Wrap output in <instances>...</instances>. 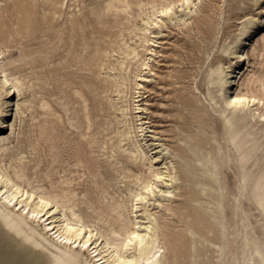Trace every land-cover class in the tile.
I'll use <instances>...</instances> for the list:
<instances>
[{
	"label": "bare ground",
	"instance_id": "obj_1",
	"mask_svg": "<svg viewBox=\"0 0 264 264\" xmlns=\"http://www.w3.org/2000/svg\"><path fill=\"white\" fill-rule=\"evenodd\" d=\"M260 1L105 0L106 11L137 8L121 16L133 43L101 27L100 12L87 32L73 20L59 43L61 29L37 33L45 17L33 16L30 0L0 7V264H264V31L262 10L252 9ZM231 18L236 27L219 33ZM168 22L189 37L198 69L169 74L186 83L166 134L147 124L144 92ZM97 36L106 45L82 54ZM22 37L53 43L50 58L20 48ZM60 56L80 70L97 57L103 73L67 81L62 132L50 94H39L60 66L38 69ZM70 100L79 106L68 112ZM52 131L67 143L50 145L44 164L40 139Z\"/></svg>",
	"mask_w": 264,
	"mask_h": 264
},
{
	"label": "rangeland",
	"instance_id": "obj_2",
	"mask_svg": "<svg viewBox=\"0 0 264 264\" xmlns=\"http://www.w3.org/2000/svg\"><path fill=\"white\" fill-rule=\"evenodd\" d=\"M10 0H0V7L6 6L9 3ZM60 0H30L31 5L34 9L33 16H44L45 22L40 26L37 33H43L46 31H52V29H61L62 35L60 37H57L55 41H58L59 43L63 42L68 35L70 34V31H68V28L73 20H79L81 23L84 24V30L87 32V30L90 29L91 25L87 24L88 19L93 18V16H96L97 12L98 16L102 20H106L101 24V27H105L110 32L116 31V40L120 38L117 36L120 33L124 34V37L127 38V41L133 43V39H130L128 36V31L125 29L127 25L130 23H126V20L124 18H121V16H136L135 10L137 8L133 6L132 8H129L128 11H120V10H103V4L105 3V0H63V3H59ZM203 4L206 3V0H203ZM226 3L223 4L225 6ZM247 4H244V6ZM258 6V7H257ZM253 7L255 12H260V14L263 17V22L259 23L258 30L257 31H264V0L260 1V4ZM262 6V7H261ZM227 8V6H225ZM8 11H5V13ZM238 13H242V10H238ZM87 16V18H85ZM116 20V24L115 23ZM139 22V19H137ZM237 19H229L222 21L220 20V32L225 30H233L235 26V22H237ZM222 28V29H221ZM161 36H164L163 39L159 40L157 42V46H154L156 50H159L156 54H154L155 58H152L150 60L152 63H154V70H157V74H154V76H151V80L149 81V86L153 87V90L144 92V97L146 96V103L148 104L149 108L153 110L150 115V125H153L154 127H157L158 129H164L166 131H163V133H169L168 129L173 127L174 121V113H175V107L177 106V100H176V94L179 92V87H182L186 83V79H184V82L178 81V79H175L174 77H171L169 74L175 73L176 69L178 68H184L189 69L191 71H196L197 68V62H188L186 53L187 49L184 47V43L188 42L189 37L185 35L182 30L178 29L177 26H175L173 23L168 22L167 25L161 26ZM88 34V33H87ZM96 36V35H95ZM220 37V34H218V38ZM134 38V37H133ZM109 37L108 36H97L93 43L85 44L82 48L81 52L82 54H86L90 52L94 48V42L98 43L99 46L106 45ZM197 39V38H196ZM37 39H31L29 37H22V39L19 41L20 48L28 47L30 49L39 48L43 50V54L47 56V59H49L50 54L52 52V44H45L41 45V42L38 43L36 41H33ZM38 40H40L38 38ZM64 46H57V50H59L63 55H66V52L63 51ZM177 50L179 53H181V57H178L177 54L174 52ZM17 50H13L14 56L18 53ZM37 52H34L36 54ZM174 53V54H173ZM118 54V53H117ZM119 55V54H118ZM79 56L72 57V60L74 58H78ZM174 59L175 61H173ZM97 61V57L92 59L90 63L88 64V69H78L75 64L66 65V62L64 60L63 56H60L55 61H48L43 66L39 67L38 69H45L47 66L52 67L55 64H59L60 69L59 73L56 75H52L51 77L48 76L47 82L44 85V88L41 89L42 94L46 91L47 94H50V100L52 103V106L60 111L62 114V120L59 122V127H57V130H60L62 132L63 127L67 126V123L65 121L66 115H64V111H62L59 108V102L58 101H65L67 99H70L69 96L66 95V91L69 90L71 85H67V81H77L82 80L81 74L88 77H93L100 79L103 76V73L97 74L95 70L97 69V65L95 62ZM242 62L238 64V66H241ZM201 73L196 77L195 81L199 87V91H205L206 84L204 83V80L200 77ZM170 81H175L173 83H169ZM100 84V83H99ZM28 90H25V93H27ZM98 98H101V100L105 99L104 92H100L98 95ZM72 100V99H71ZM68 103L67 106H69L68 112L73 110V105H77V103ZM139 102H144L143 100H140ZM79 106V105H77ZM102 112V111H101ZM145 115V114H144ZM44 115H41L42 117ZM106 115H103V118ZM34 122H37V119L33 120ZM45 126H50V122L48 120H45L43 123ZM23 128H26L27 122L24 121L21 123ZM39 125L37 124L32 125L31 127L36 128ZM97 129L101 130V127L92 125L91 129ZM152 128V127H151ZM55 132V131H54ZM53 131L50 132V136L43 135L40 139V153L42 155V160L44 164H47L49 161V148L50 145H56V146H64L65 143H67L66 139L60 137V135L57 133H54ZM72 138V135H70ZM168 136V135H167ZM71 144L73 142L71 141ZM65 157V156H64Z\"/></svg>",
	"mask_w": 264,
	"mask_h": 264
}]
</instances>
